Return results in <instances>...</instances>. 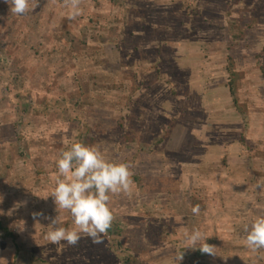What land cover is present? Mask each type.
Segmentation results:
<instances>
[{
	"label": "rangeland",
	"instance_id": "1",
	"mask_svg": "<svg viewBox=\"0 0 264 264\" xmlns=\"http://www.w3.org/2000/svg\"><path fill=\"white\" fill-rule=\"evenodd\" d=\"M80 9L69 19L64 0H39L14 15L0 0V220L18 234L0 231V259L176 264L183 251L179 264H246V228L264 214V187L239 175L247 168L264 181V107L250 95H264V0H81ZM182 46L187 69L177 67ZM194 69H204L202 83ZM231 72L242 110L227 108L228 94L213 112L210 85L224 93ZM211 136L225 149L206 162ZM75 142L134 174L132 195L110 201L115 219L100 244L46 239L45 217L74 226L49 194L56 161ZM214 184L233 196L208 198ZM191 201L209 211L187 214ZM195 229L217 255L183 248Z\"/></svg>",
	"mask_w": 264,
	"mask_h": 264
},
{
	"label": "clouds",
	"instance_id": "2",
	"mask_svg": "<svg viewBox=\"0 0 264 264\" xmlns=\"http://www.w3.org/2000/svg\"><path fill=\"white\" fill-rule=\"evenodd\" d=\"M9 11L14 15H24L39 5V0H5ZM70 9L69 19L80 15L81 0H64ZM57 173L53 177L55 187L52 196L57 211L70 213L74 226H59L62 221L56 216L50 219L52 228L46 239L52 244L66 242L75 246L82 237L91 239L94 244L103 243V236L115 219L110 201L113 196L132 195L134 180L131 167L126 162H113L93 145L75 142L60 154L56 161ZM257 187H264V181ZM48 195V196H49ZM43 197V198H47ZM199 214L200 207L192 208ZM34 215H42L36 213ZM245 245L253 251L264 249V214L258 215L246 228ZM183 248L199 249L202 254L217 255L216 247L207 243V238L199 229L184 234ZM183 260V251L176 257V264ZM0 259V264H4Z\"/></svg>",
	"mask_w": 264,
	"mask_h": 264
},
{
	"label": "crops",
	"instance_id": "3",
	"mask_svg": "<svg viewBox=\"0 0 264 264\" xmlns=\"http://www.w3.org/2000/svg\"><path fill=\"white\" fill-rule=\"evenodd\" d=\"M195 48L196 47H192L191 48V53L193 54V51L195 50ZM189 50L188 49H185L183 46L178 50V52H177V56H178V58H179V62H178V65H177V67L180 69V68H184V69H187V63H186V60H185V54H188L189 52H188ZM194 61H196L195 59L194 60H192L190 63H192V62H194ZM182 65H184V66H182ZM198 70L199 69H194V71H193V74H191L192 76H191V79L192 80H195L196 82H197V84H199V82H200V80H201V83H202V80L204 79V69H202V70H199V72H198ZM230 74H234V72H231ZM186 77H190V74H186ZM238 77H237V75H235L234 74V78H233V82H232V79H230V81L232 82V85H234V83L237 85V82H238ZM229 81V82H230ZM231 85V86H232ZM211 87V89H210V91L208 92V94H207V96H209L208 97V99H209V101H215L213 104V106L211 107L212 109H213V112H218V109L220 108V104H225V105H227L226 103H222V98L223 99H225L226 100V98H228V94H229V96H232V99H233V104H231L230 106H228L227 105V108H233V107H235V108H237V113H240V111L242 110L241 108H242V104H241V102H240V96L238 95V93H237V86H235L234 85V87H232L231 88V86H230V83L228 84L227 83V85L225 84V86H227L228 87V90H226L224 93H216V91H215V89L213 88V84L212 85H210ZM236 95V96H235ZM251 95V97L253 98V99H258L257 100V103L258 104H260L262 107H264V95L262 94L259 98L257 97V95H254V94H250ZM263 99V100H262ZM216 104V105H215ZM214 107H217L218 109L217 110H215L214 109ZM230 116H231V118L233 119V120H235V121H237L238 120V118H239V114H236L234 111L233 112H231L230 111V114H229ZM236 115V116H235ZM219 125V127L220 126H222V128H224V126L222 125V124H218ZM218 125H216V126H218ZM237 125V124H236ZM209 126H212V124L210 123L209 124V122L206 124V129L209 127ZM215 140H217V138H215V136H211L210 138H208V142L205 144V150L204 151H202V157H203V161H205L206 160V162L207 161H209L210 160V155L209 154H211V152H212V150L213 149H216V150H218V151H220V150H224L225 149V146L224 145H219L218 146V144H219V142H214ZM204 147V146H203ZM221 148V149H220ZM236 148H234V150H235ZM232 150V148H230L229 150H228V152L229 151H231ZM212 155V154H211ZM230 156V155H229ZM202 157H200V158H198V159H202ZM195 163H197V166H198V163L200 162V161H194ZM258 162H260V161H258ZM258 162H256V164L258 163ZM262 162V161H261ZM233 165V164H232ZM233 167V166H232ZM252 172V171H251ZM240 175V177L242 176L243 177V180H244V177L246 178V180H247V183H253L254 181H256V182H261V181H263L262 180V178H260V176H257V179H255V180H253V181H251L252 179H253V177H252V175L251 174H249V172H248V170H247V168H245V170H244V168H242V172H241V174H239ZM244 175V176H243ZM248 175V176H247ZM214 183V182H213ZM221 184H219V185H216V184H214V185H210L211 187H207V188H211V194H210V196H208V198H213V197H216L217 196V194H218V196H217V198H222V196L225 198L226 196H227V198H229V197H232L233 195H232V192H231V189H230V185H228L227 186V188L228 189H230V192L228 191V190H225V192H224V190L223 189H221V186H220ZM226 188V187H225ZM218 192V193H217ZM205 197V196H204ZM195 203L193 202V201H191V208L190 209H188L187 210V214H193V212H192V208L195 206L194 205ZM197 205H199V207H200V214H202V213H206L207 211H209V209H207V206H206V209H204L205 207L201 204L200 205V203L199 202H197ZM204 207V208H203ZM204 209V210H203ZM191 210V212L189 213V211ZM263 212V211H262ZM261 212V213H262ZM204 213V214H205ZM248 247L246 246V249H247ZM248 250H249V252H247V257H249V262H247L248 264H253V260H254V258H257L256 260H258V258H260V259H262V261L264 262V249H259V250H256V251H253V250H251L250 248H248ZM166 258H161V259H159V260H156L155 261V263L156 264H161L164 260H165ZM255 260V261H256ZM246 263V264H247Z\"/></svg>",
	"mask_w": 264,
	"mask_h": 264
},
{
	"label": "trees",
	"instance_id": "4",
	"mask_svg": "<svg viewBox=\"0 0 264 264\" xmlns=\"http://www.w3.org/2000/svg\"><path fill=\"white\" fill-rule=\"evenodd\" d=\"M230 85L232 84L230 83ZM0 231L3 232V236L5 238H10L13 239L14 241L18 239V234L11 231L8 227H6L2 220H0Z\"/></svg>",
	"mask_w": 264,
	"mask_h": 264
}]
</instances>
